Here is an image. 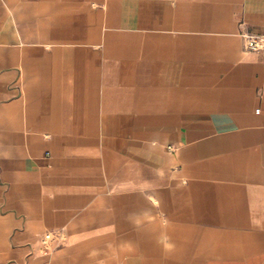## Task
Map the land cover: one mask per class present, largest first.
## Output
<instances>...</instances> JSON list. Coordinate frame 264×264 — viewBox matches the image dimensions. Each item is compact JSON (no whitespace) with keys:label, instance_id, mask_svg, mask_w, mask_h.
Masks as SVG:
<instances>
[{"label":"crops","instance_id":"1","mask_svg":"<svg viewBox=\"0 0 264 264\" xmlns=\"http://www.w3.org/2000/svg\"><path fill=\"white\" fill-rule=\"evenodd\" d=\"M245 33L264 0H0V264H264Z\"/></svg>","mask_w":264,"mask_h":264},{"label":"built area","instance_id":"2","mask_svg":"<svg viewBox=\"0 0 264 264\" xmlns=\"http://www.w3.org/2000/svg\"><path fill=\"white\" fill-rule=\"evenodd\" d=\"M245 46L249 50H260L264 48V34H244ZM50 234L46 235L49 238Z\"/></svg>","mask_w":264,"mask_h":264}]
</instances>
